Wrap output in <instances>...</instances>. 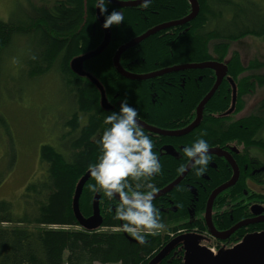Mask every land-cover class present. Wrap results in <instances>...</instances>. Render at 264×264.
<instances>
[{
    "label": "trees",
    "instance_id": "trees-1",
    "mask_svg": "<svg viewBox=\"0 0 264 264\" xmlns=\"http://www.w3.org/2000/svg\"><path fill=\"white\" fill-rule=\"evenodd\" d=\"M197 1L199 12L194 19L160 30L128 48L120 55L121 66L128 72L140 74L213 59L228 63L232 78L242 77L241 73L248 68L251 74L247 77L264 79V60L256 56L246 60L243 51L233 46L236 40L250 35L264 39L263 8L253 2L261 14L259 23L225 33L217 23L223 21L224 7L234 8L236 4L231 0ZM95 3L96 0L33 1L26 22L0 20V64L4 52L19 36H36L38 51L23 63L28 67L27 77H41L52 72L56 65L63 84L74 97L75 106V110L67 112L68 117L63 123L65 131L60 135L63 146L48 143L40 146L41 175L25 185L21 193L22 212H15L11 202L0 199V264H148V256L159 245L158 235H146L151 241L141 245L122 231L118 227L122 222L114 220L113 212L109 211L117 201L90 191L88 185L94 183L91 177L83 186L79 210L82 216H89L97 196L101 226L88 230L80 225L73 211V195L78 181L88 171V165L94 164L99 155L93 137L103 131L106 127L104 117L118 111L120 101L125 97L130 105L139 107L140 118L158 126L171 127L166 119L172 118V113L180 109V72L148 80L128 79L116 71L113 56L133 37L185 17L190 13L191 5L188 0H152L147 8L140 5L118 7L109 3L108 11L120 8L125 21L110 27L106 47L82 64V69L101 85L110 105L105 109L101 105L99 88L87 76L78 75L70 68L73 58L93 51L104 38ZM232 11L234 16L227 21V30L230 25H235L229 23L236 21L235 16L244 14L241 8ZM211 22L216 25L207 28ZM151 90L153 96L149 94ZM173 177L160 181L159 186ZM160 215L162 219L163 215ZM160 264L167 263L163 260Z\"/></svg>",
    "mask_w": 264,
    "mask_h": 264
},
{
    "label": "flooded vegetation",
    "instance_id": "flooded-vegetation-1",
    "mask_svg": "<svg viewBox=\"0 0 264 264\" xmlns=\"http://www.w3.org/2000/svg\"><path fill=\"white\" fill-rule=\"evenodd\" d=\"M205 62H214L216 67L173 71L180 72V109L172 113V118L166 119L171 127L158 126L140 118L144 130L155 137L153 150L158 152L162 164L161 173L147 181L159 190L153 203L160 209L164 224L156 234L160 236L159 245L148 256V264L168 245L169 249L155 264L163 260L167 264H184L187 246L193 241L217 256L248 236H264V79L247 77L251 74L248 68L241 73L242 77L232 78L228 63L213 59L173 66ZM119 65L125 72L136 75L158 73L173 67L139 74L126 71L120 62ZM218 75L221 78L214 93L198 110ZM153 92L151 90L149 94L153 96ZM200 135L209 143L211 159L207 171L198 175L190 164L182 179L172 189L163 191L183 173L181 166L189 165L182 148L191 145ZM172 176L171 181L159 186L160 181L165 182ZM150 241L151 238L146 239V242Z\"/></svg>",
    "mask_w": 264,
    "mask_h": 264
},
{
    "label": "rangeland",
    "instance_id": "rangeland-1",
    "mask_svg": "<svg viewBox=\"0 0 264 264\" xmlns=\"http://www.w3.org/2000/svg\"><path fill=\"white\" fill-rule=\"evenodd\" d=\"M33 1L0 0V20L26 22ZM231 2L236 5L224 7L223 21L217 23L223 32L234 33L241 26L259 23L261 14L253 2L264 10V0ZM235 8H241L244 14L235 16L238 20L229 22L235 25L227 30L225 25L234 16ZM214 24L211 22L207 28ZM38 45L36 36H19L4 52L0 64V199L11 202L17 213L22 212L21 193L25 185L41 175L40 146L44 143L63 146L60 142V135L65 131L63 123L67 112L75 110L74 97L63 84L56 65L52 72L41 77H27L28 67L23 63L38 51ZM233 46L243 51L246 60L253 56L264 60L262 37L250 35L236 40Z\"/></svg>",
    "mask_w": 264,
    "mask_h": 264
},
{
    "label": "clouds",
    "instance_id": "clouds-1",
    "mask_svg": "<svg viewBox=\"0 0 264 264\" xmlns=\"http://www.w3.org/2000/svg\"><path fill=\"white\" fill-rule=\"evenodd\" d=\"M109 3L110 0H96L95 3L104 17L101 25L104 29L125 21L120 8L108 11ZM139 3L147 8L152 0ZM103 123L106 127L93 137L99 155L94 164L88 165V174L94 181L88 187L108 200L117 201L109 208L113 219L121 221L118 227L143 245L146 235H156L164 227L160 209L153 203L159 190L147 182L161 173L160 156L153 150L154 140L146 134L140 121L139 107L130 105L127 97L120 101L118 111L104 117ZM182 153L198 175L207 171L211 157L209 143L203 135L191 145H185ZM186 170L181 166V172Z\"/></svg>",
    "mask_w": 264,
    "mask_h": 264
},
{
    "label": "water",
    "instance_id": "water-1",
    "mask_svg": "<svg viewBox=\"0 0 264 264\" xmlns=\"http://www.w3.org/2000/svg\"><path fill=\"white\" fill-rule=\"evenodd\" d=\"M190 5H191V11L188 15L185 17L176 20V21H171L167 23H163L161 25H158L152 29H149L142 35L131 39L130 41L124 43L121 45L115 52L113 56V64L116 68V70L123 75L126 78L129 79H136V80H142V79H147L154 77L155 75L158 74H164L168 72H173L177 70H181L184 68H202V67H212L215 68L214 62H205L201 64H189V65H179V66H173L170 68H166L161 70L158 73H153V74H148V75H136V74H130L125 72L119 65V57L120 55L127 50L130 47H133L149 37L150 35L154 34L155 32L165 29L171 26L175 25H182L185 24L192 19H194L198 12H199V4L197 0H188ZM140 0H132V1H119V0H110V3L113 5H116L118 7H132V6H138L140 5ZM96 13L98 16V19L100 21V24L102 25L103 23V16L100 14L99 9H96ZM104 38L102 42L99 44V46L94 49L93 51H90L88 53H85L83 55L77 56L73 58L70 62V68L71 70L82 76H87L100 90L101 92V105L104 108H109V104L107 103V100L104 96L103 89L99 82L93 78L91 75L86 73L82 69V64L84 60L94 57L98 55L107 45L109 39H110V31L109 29H104ZM218 68V67H217ZM221 76L218 75L217 81L211 88L210 92L202 99L201 103L198 106V110L203 107V105L211 98L212 94L214 93L219 81H220ZM194 125H192L188 130H190ZM150 129V128H149ZM187 132V131H186ZM190 168V163L186 167L188 170ZM186 171L181 173V175L175 179L167 188H165L163 191L170 190L172 189L184 176ZM90 178L88 171L85 172V174L80 178V180L77 183V186L75 188V192L73 195V211L78 219L80 225L88 230H94L101 226L102 224V219L99 211V204H98V197L95 196L93 200V206H92V213L84 217L81 215L80 210H79V198L83 189V186L85 182ZM196 239V238H195ZM170 245L165 247L152 261L150 264H155L158 260H160L166 251L169 249ZM184 264H264V236L261 235H251L246 238H244L243 242L240 244L235 245L229 250H226L223 252L221 255H213L208 249L204 247H199L197 246V242L193 241L190 245L187 246V250L185 252V257H184Z\"/></svg>",
    "mask_w": 264,
    "mask_h": 264
}]
</instances>
